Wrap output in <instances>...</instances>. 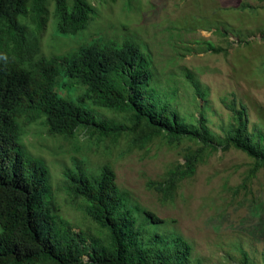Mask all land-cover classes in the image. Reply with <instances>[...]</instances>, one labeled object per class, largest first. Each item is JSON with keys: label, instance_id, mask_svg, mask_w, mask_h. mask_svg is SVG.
<instances>
[{"label": "trees", "instance_id": "1", "mask_svg": "<svg viewBox=\"0 0 264 264\" xmlns=\"http://www.w3.org/2000/svg\"><path fill=\"white\" fill-rule=\"evenodd\" d=\"M98 14L89 0H0V264H191L192 248L180 236L143 237L133 211L137 206L109 165L92 170L93 175L80 167L64 172L73 199L104 234L77 232L58 214L47 163L21 142L24 124L42 121L51 135L67 139L83 132L100 137L98 142L126 137L139 149L159 139L169 146L199 145L167 180L152 184L165 200L196 174L202 153L217 150L216 144L253 160L248 179L264 168V133L250 128L244 104L227 106L233 122L224 140L215 139L203 114L187 123L168 93L155 86L148 47L133 38L119 43L101 37L64 54H42L40 35L47 24L58 38H76ZM192 82L202 97L199 83ZM137 208L154 224L170 222Z\"/></svg>", "mask_w": 264, "mask_h": 264}, {"label": "rangeland", "instance_id": "2", "mask_svg": "<svg viewBox=\"0 0 264 264\" xmlns=\"http://www.w3.org/2000/svg\"><path fill=\"white\" fill-rule=\"evenodd\" d=\"M89 1L99 14L78 37L58 38L54 26L46 25L40 35L44 56L101 37L119 43L134 39L148 47L155 86L168 93L187 123L203 114L215 139L224 140L233 122L227 106L244 104L250 128L264 133V0ZM192 81L199 83L202 97ZM100 112L124 121L122 115ZM24 126L21 142L47 163L58 214L77 232L104 234L73 199L64 172L80 167L93 175L92 170L109 165L133 205L170 221L154 224L133 207L143 237L180 236L192 248L191 264H244L245 255L248 264H264V168L248 179L253 160L244 152L218 144L217 150L206 148L196 174L165 200L152 184L167 180L199 145L169 146L159 139L139 149L126 137L98 142L100 137L83 132L67 139L51 135L42 121Z\"/></svg>", "mask_w": 264, "mask_h": 264}]
</instances>
